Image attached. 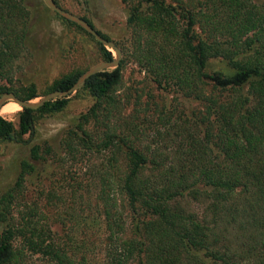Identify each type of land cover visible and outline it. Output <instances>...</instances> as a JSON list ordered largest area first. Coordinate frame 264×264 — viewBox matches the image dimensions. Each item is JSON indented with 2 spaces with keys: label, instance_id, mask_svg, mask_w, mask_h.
I'll list each match as a JSON object with an SVG mask.
<instances>
[{
  "label": "trees",
  "instance_id": "trees-1",
  "mask_svg": "<svg viewBox=\"0 0 264 264\" xmlns=\"http://www.w3.org/2000/svg\"><path fill=\"white\" fill-rule=\"evenodd\" d=\"M121 1L138 66L159 87L200 104L199 111H191V119L180 115L170 124L183 145L195 147L190 160L185 164L173 153L168 162V151L139 146L137 124L132 121L125 128L129 133L103 118L99 119L104 121L102 137L93 132L94 125L89 129L99 113L108 118L119 111L115 93L125 63L120 57L116 66L95 71L75 90L86 91L93 101L78 116L75 127L80 133L66 129L62 145L72 158L81 150H109L106 159L114 178L108 184H116L130 206L128 231L117 237V249L103 261L85 253L83 244L62 241L38 201L25 199L27 175L52 149L44 140L34 142L28 157L19 160L12 183L0 191V264H32L31 254H39L48 264H237L229 262L218 225L222 211L224 218L235 211L241 191L250 192L242 197V205L252 212L245 216L249 211H238L241 227L251 229L249 236L258 239L264 250V0ZM52 13L87 32L75 21ZM32 30L23 0H0V93L12 90L22 99L40 94L34 82L17 84L11 79L13 62ZM96 42L99 58L111 59L110 49ZM85 67L61 73L45 92L70 87ZM67 99L64 95L35 108L21 106L16 122L0 115V139L23 141L37 115L60 110ZM157 116L168 124L167 113ZM212 135L221 160L203 170L196 162L206 154L204 142ZM184 199L206 201L202 214L182 205Z\"/></svg>",
  "mask_w": 264,
  "mask_h": 264
},
{
  "label": "rangeland",
  "instance_id": "rangeland-1",
  "mask_svg": "<svg viewBox=\"0 0 264 264\" xmlns=\"http://www.w3.org/2000/svg\"><path fill=\"white\" fill-rule=\"evenodd\" d=\"M23 2L30 10L33 30L27 38L25 48L13 62L11 79L14 83L32 81L41 95L45 93L52 79L61 73L74 67L88 66L100 59L98 44L90 34L74 24L61 22L42 0ZM58 2L62 7L85 16L92 26L107 34L120 48V57L125 58L115 93L121 102L119 111L108 118L99 113L97 120H91L88 124L89 129L94 125L93 132L96 131L102 137L101 129L104 125L101 122H117L118 129L123 131L127 127L130 128L132 121L137 124L135 136L138 137L139 146L150 151H168V162L175 153L185 164L188 163L189 154L193 153L195 147L187 148L186 143L183 145L180 136L174 134L170 124L180 115L191 119V111H199L200 104L186 99L178 91L159 87L138 66L131 54V33L125 21L124 3L121 0ZM105 46L113 55V49ZM39 95L31 99L36 100ZM67 97L60 110L37 115L31 130L23 134V141L17 143L0 139V191L12 183L18 170V162L21 158L28 157L30 145L43 140L48 142L52 146L51 153L36 162L35 169L27 175L25 199L38 201V208L47 215V220L53 225L51 227L60 235L62 241L83 244L85 253L103 261L107 258V253L117 249V237L128 231L132 214L123 192L113 182L108 184L114 178L113 168H110V162L106 159L109 150H81L82 153L75 154L73 158L64 150L62 140L65 130L75 128L80 133L75 127L78 116L86 111L93 101L86 91L77 93L73 90ZM7 100L6 103L16 104L11 99ZM16 105L15 111L1 110L0 115L16 122V113L20 109V106ZM162 107L164 113H160ZM165 113L167 125L161 123L157 116H165ZM143 117L149 118L150 122L145 121ZM101 118L104 121H100ZM214 130L213 128L211 132L214 133ZM125 131L129 133L130 129ZM129 135L132 137L133 133ZM215 138L212 135L204 142L206 154L196 162L204 166L203 170L213 167V164L221 160L220 150L214 143ZM209 158L211 161L207 160ZM198 170L199 167L194 168L195 172ZM236 190L238 192V189ZM238 193L241 194L239 203L234 204L235 211L226 218L223 217L225 212L222 211L219 217L218 226L224 244L228 247L229 262L264 264V250L258 239L249 236L251 229H242V216L238 212L240 209H246L242 203L250 192ZM181 204L200 216L206 201L191 202L184 199ZM246 210L249 211L248 208ZM251 213L249 211L245 216ZM210 215L211 213H206V216ZM16 243L20 246V242ZM29 258L28 261L32 264H48L39 254H31Z\"/></svg>",
  "mask_w": 264,
  "mask_h": 264
},
{
  "label": "water",
  "instance_id": "water-1",
  "mask_svg": "<svg viewBox=\"0 0 264 264\" xmlns=\"http://www.w3.org/2000/svg\"><path fill=\"white\" fill-rule=\"evenodd\" d=\"M42 2L45 4V6L55 11L60 16L69 19L70 21H75L76 24L83 27L87 32L93 35L95 40L99 41L101 44L110 46L113 49V56L111 59H99L97 61H94L87 67H85L77 75L76 79L73 80L74 82L70 87L64 89L58 88V89H53L51 91H47L39 95V97L36 100L22 99L18 97V95H15L14 91L12 90L2 92L0 93V107L5 101H7V99H11L16 103H18L20 107L27 106L30 108H35L41 105L42 103H44L45 101L53 99L54 97L64 96V95L67 96V94L71 93L73 90L75 91L79 87H81L84 84L85 78L88 77L90 74L100 69L114 67L118 63L121 52H120V48L116 45V43H114L112 39L103 36L94 26H92L81 15H78L76 12H72L60 6L54 0H42Z\"/></svg>",
  "mask_w": 264,
  "mask_h": 264
},
{
  "label": "bare ground",
  "instance_id": "bare-ground-1",
  "mask_svg": "<svg viewBox=\"0 0 264 264\" xmlns=\"http://www.w3.org/2000/svg\"><path fill=\"white\" fill-rule=\"evenodd\" d=\"M8 101V100H7ZM7 101H5L3 104H2V106L0 107V111L1 110H3V111H5V112H12V111H15L17 108H16V104H18V103H16L15 101H13V102H15L16 104H9V103H6Z\"/></svg>",
  "mask_w": 264,
  "mask_h": 264
}]
</instances>
